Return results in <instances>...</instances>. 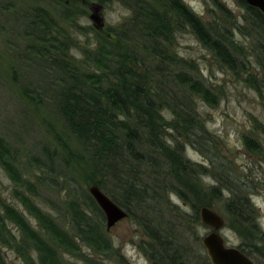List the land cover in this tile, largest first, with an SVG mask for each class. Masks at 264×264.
<instances>
[{
	"label": "trees",
	"instance_id": "trees-1",
	"mask_svg": "<svg viewBox=\"0 0 264 264\" xmlns=\"http://www.w3.org/2000/svg\"><path fill=\"white\" fill-rule=\"evenodd\" d=\"M80 1L88 6L87 2L107 4L110 0ZM114 1L130 10L125 23L129 29H94L93 44L81 50L83 69L69 57L75 43L69 46L47 35L54 24L46 12L39 10L38 20L30 22L39 36L36 53L62 73L57 91L59 114L86 153L85 160L75 157L68 143L57 138L67 153L65 163L80 162L85 185L97 186L135 221L145 238L141 250L152 264H210L206 255L195 254L192 244L199 241L195 233L196 226H201L199 209H212L220 201L228 228L241 240L237 248L252 260L264 259V233L248 192L229 188L234 183L242 190L246 184L236 182L219 159L209 158L210 165L204 167L185 156L186 147L207 155L210 142V135L196 123L199 113L194 98L212 107L218 97L197 75L193 63L169 50L175 34L188 32L221 68L244 76L245 83L264 95V15L243 0H234L245 11L241 22L219 0H209L210 19L195 14L181 0ZM65 12L67 18L69 11ZM236 34L249 40V48L235 39ZM253 65L259 68L261 79L252 73ZM243 144L259 152L253 139L244 137ZM15 161L10 145L0 138V169L13 184L23 186ZM209 174L214 185L206 186L202 180ZM83 192L81 203L77 199L69 205L71 232L28 196L17 193L38 222L37 231L0 197V264H7L1 247L15 250L25 264H67L64 254L81 264L111 260L113 247L103 229L105 217L88 189ZM172 196L179 203H173ZM187 207L191 213L185 211ZM9 225L19 231L18 242ZM82 247L95 256L85 255Z\"/></svg>",
	"mask_w": 264,
	"mask_h": 264
},
{
	"label": "rangeland",
	"instance_id": "rangeland-1",
	"mask_svg": "<svg viewBox=\"0 0 264 264\" xmlns=\"http://www.w3.org/2000/svg\"><path fill=\"white\" fill-rule=\"evenodd\" d=\"M181 1L195 14L210 19L209 0ZM219 1L234 13L239 22L242 21L245 11L234 0ZM87 3L88 6L81 5L80 0H0V138L10 145L15 165L24 181L23 186H16L0 169V197L13 205L37 231H40L38 222L25 209L17 193L28 196L43 213L71 232L69 205L77 199L81 203L83 190L89 186L85 185L82 178L83 165L80 162L71 159L70 164L65 163L67 153L60 139L68 143L75 157L85 160L86 153L81 151V144L67 129L59 114L57 91L62 85V73L53 69L48 61L36 53L34 47L38 45L36 38L39 36L31 30L30 22L38 20L39 10L46 12L54 24L46 30L47 35L69 46L75 43L76 47L69 49V57L73 65L83 69L81 50L93 44L92 31L96 30L89 19L92 5L101 6L104 30L125 26L131 16L127 7L114 0L107 4L97 1ZM65 11H69L67 18L64 17ZM123 29L128 31L129 28L125 26ZM234 37L249 48V40L238 34ZM118 38L122 40V37ZM169 50L177 58L193 63L197 75L218 97V103L212 107L194 98L199 113L196 123L210 135V142L207 155L186 147V158L203 166L210 165L209 158L219 159L226 164L230 176L247 187L242 186L241 190L230 183L229 188L237 193L248 192L256 210V222L264 233V95L256 92L251 84L245 83L242 80L244 76L240 78L221 68L188 32L175 34ZM245 54L249 55L250 50L245 48ZM250 69L257 79H261L256 65ZM166 117L170 118L169 115ZM244 137L256 141L259 154L245 147ZM216 172L213 170L212 174ZM202 183L210 186L214 185V180L209 174L203 178ZM226 194V191L223 192V197ZM171 199L173 203H179L175 197ZM212 209L224 218L225 226L221 235L227 245L236 248L240 246V238L228 228L223 202H215ZM185 211L191 213L189 207ZM9 229L18 242L19 231L13 225H9ZM103 229L106 231L105 220ZM208 232L202 226H196L195 233L199 241L192 245L197 256L202 253L205 255L200 239ZM106 234L113 247V253L109 255L111 260L104 261L106 264H152L141 250L145 238L133 219L121 220ZM1 251L7 264H25L15 250L1 247ZM82 252L87 256H95L89 248L82 247ZM31 256L37 263L36 253ZM63 259L67 264H81L66 254ZM253 261L264 264L263 258Z\"/></svg>",
	"mask_w": 264,
	"mask_h": 264
},
{
	"label": "water",
	"instance_id": "water-1",
	"mask_svg": "<svg viewBox=\"0 0 264 264\" xmlns=\"http://www.w3.org/2000/svg\"><path fill=\"white\" fill-rule=\"evenodd\" d=\"M248 6L258 9L264 15V0H243ZM89 19L93 22L96 30L104 27L101 16V6L93 4ZM88 194L94 200L105 217V229L109 231L118 222L127 218L126 211L112 201L97 186L88 188ZM199 220L203 228L209 230L201 237L200 243L210 264H256L250 257L238 248L228 246L221 231L224 229V218L213 209L201 207L199 209Z\"/></svg>",
	"mask_w": 264,
	"mask_h": 264
}]
</instances>
